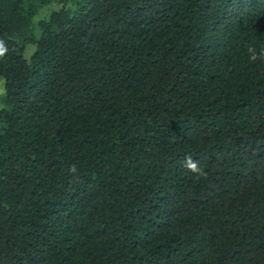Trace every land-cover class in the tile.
Returning <instances> with one entry per match:
<instances>
[{"label": "trees", "instance_id": "16d2710c", "mask_svg": "<svg viewBox=\"0 0 264 264\" xmlns=\"http://www.w3.org/2000/svg\"><path fill=\"white\" fill-rule=\"evenodd\" d=\"M262 50L264 0H0V264H264Z\"/></svg>", "mask_w": 264, "mask_h": 264}, {"label": "clouds", "instance_id": "9594fccd", "mask_svg": "<svg viewBox=\"0 0 264 264\" xmlns=\"http://www.w3.org/2000/svg\"><path fill=\"white\" fill-rule=\"evenodd\" d=\"M249 52H254L253 49H249ZM252 60H255V59H264V50H262L259 55H255L253 54L251 57H250ZM184 166L186 167V169L191 172L196 178H204L206 177V172L200 168L198 166V164L194 161H192L191 157H185V163H184Z\"/></svg>", "mask_w": 264, "mask_h": 264}, {"label": "rangeland", "instance_id": "374dc122", "mask_svg": "<svg viewBox=\"0 0 264 264\" xmlns=\"http://www.w3.org/2000/svg\"><path fill=\"white\" fill-rule=\"evenodd\" d=\"M55 6V4L53 5V7ZM49 9L51 8V7H48ZM3 84H4V81L2 80V82H0V101H1V96H2V94H3ZM1 104V103H0Z\"/></svg>", "mask_w": 264, "mask_h": 264}]
</instances>
